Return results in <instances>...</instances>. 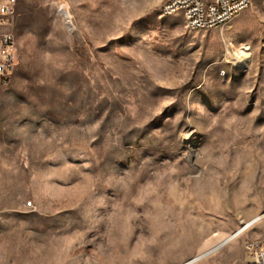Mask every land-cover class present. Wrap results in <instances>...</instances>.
<instances>
[{
    "label": "rangeland",
    "instance_id": "374dc122",
    "mask_svg": "<svg viewBox=\"0 0 264 264\" xmlns=\"http://www.w3.org/2000/svg\"><path fill=\"white\" fill-rule=\"evenodd\" d=\"M17 1L0 264H183L264 214V0L202 31L166 0Z\"/></svg>",
    "mask_w": 264,
    "mask_h": 264
},
{
    "label": "built area",
    "instance_id": "2783aa9c",
    "mask_svg": "<svg viewBox=\"0 0 264 264\" xmlns=\"http://www.w3.org/2000/svg\"><path fill=\"white\" fill-rule=\"evenodd\" d=\"M17 0H0V84H7L16 69V34L11 30L17 16ZM252 0H166L164 16L181 15L190 31L222 28L250 8ZM247 264H264V232L247 240Z\"/></svg>",
    "mask_w": 264,
    "mask_h": 264
},
{
    "label": "bare ground",
    "instance_id": "6f19581e",
    "mask_svg": "<svg viewBox=\"0 0 264 264\" xmlns=\"http://www.w3.org/2000/svg\"><path fill=\"white\" fill-rule=\"evenodd\" d=\"M66 15H68L67 12H65ZM264 218V214H259L250 220L243 222L242 226L239 227L236 231L228 235L227 237L223 238L221 241H219L217 244L213 245L209 249L205 250L203 253L198 255L195 258H192L191 260L183 263V264H196L200 260L213 255L214 253L222 250L225 247H228L230 245H233L236 243L239 237H241L249 228H251L254 224L261 221Z\"/></svg>",
    "mask_w": 264,
    "mask_h": 264
}]
</instances>
